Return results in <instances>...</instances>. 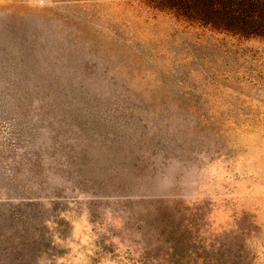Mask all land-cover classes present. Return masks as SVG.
Returning <instances> with one entry per match:
<instances>
[{
  "label": "rangeland",
  "instance_id": "1",
  "mask_svg": "<svg viewBox=\"0 0 264 264\" xmlns=\"http://www.w3.org/2000/svg\"><path fill=\"white\" fill-rule=\"evenodd\" d=\"M0 264H264V22L0 0Z\"/></svg>",
  "mask_w": 264,
  "mask_h": 264
},
{
  "label": "trees",
  "instance_id": "2",
  "mask_svg": "<svg viewBox=\"0 0 264 264\" xmlns=\"http://www.w3.org/2000/svg\"><path fill=\"white\" fill-rule=\"evenodd\" d=\"M234 5L244 7L246 15L259 17L264 22V0H229Z\"/></svg>",
  "mask_w": 264,
  "mask_h": 264
}]
</instances>
